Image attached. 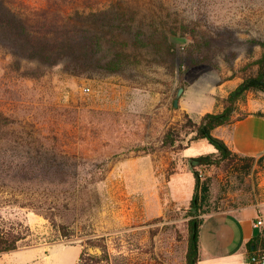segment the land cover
<instances>
[{
    "label": "rangeland",
    "instance_id": "obj_1",
    "mask_svg": "<svg viewBox=\"0 0 264 264\" xmlns=\"http://www.w3.org/2000/svg\"><path fill=\"white\" fill-rule=\"evenodd\" d=\"M13 1L26 10L46 5V0ZM112 5L135 12L137 23L156 19L194 33L168 34L173 62L121 38L118 50L135 57L122 73H73L15 56L0 44V166L22 163L29 149L55 147L81 172L80 190L66 194L74 203L66 213L68 237L33 208L19 206L46 207L45 199L53 197L47 179L34 180L33 191L26 189L24 196L15 192L17 183L0 179V222L29 228L25 243L30 244L18 251L33 249L26 252L36 254L38 262L32 264H73L79 247L101 257V248L89 247L91 241L110 254L108 263L100 264H183L188 218L179 203L188 190L184 173L193 176L185 150L195 141L184 147L190 138L188 119L199 122L182 109L183 100L192 93L195 102H204L215 92L221 101L220 85L242 82L241 68L260 52L248 41L264 39V0H73L69 11L89 13ZM207 40L212 58L187 64L185 58L195 57L194 50ZM174 126L186 140L165 147L162 139ZM255 160L248 176L238 177L223 166L199 172L212 180L223 204H253L264 222V156ZM129 248L136 252L126 256Z\"/></svg>",
    "mask_w": 264,
    "mask_h": 264
},
{
    "label": "trees",
    "instance_id": "obj_2",
    "mask_svg": "<svg viewBox=\"0 0 264 264\" xmlns=\"http://www.w3.org/2000/svg\"><path fill=\"white\" fill-rule=\"evenodd\" d=\"M72 2L73 0H46L45 6L26 10L17 7L13 0H0V44L15 56L50 67L61 65L63 69L73 73L96 70L122 73L133 64L135 57L132 59L130 53L118 50L119 46L124 45L121 38H129L135 48L148 49L157 55L164 53L167 61H171L175 53L168 34L176 35L180 32L184 36L194 33L193 30L188 31L185 25L178 27L175 23L169 24L156 19L148 24L143 21L137 23L136 13L121 5L105 9L96 7L89 13L79 8L69 11ZM145 26L148 27L146 30L143 29ZM248 42L258 45L260 54L241 68L242 82L221 100L222 111L206 113L198 123L188 119L191 130L187 136L190 135V138L184 148L193 141L206 140L216 152L188 160L195 185L187 208L185 264H197L199 260V227L203 216L221 210L223 205L222 194H214L212 180L203 178L199 170L205 172L212 166H223L224 170L236 173L238 177L248 176L257 158L233 153L223 140L212 135L213 129L247 116L248 113L241 112L240 107L246 103L248 93H264V39H252ZM211 44V40L200 44L194 50L197 52L196 56L193 57L191 53L184 61L193 66L207 62L212 58L209 50ZM205 47H209V51L206 52ZM170 66L173 67V63ZM1 117L0 114V119ZM184 140L186 139L181 138L180 129L174 126L165 133L162 145L173 147ZM29 150L22 163L13 167L0 166V179H10L17 183L18 189L15 192L18 191L23 196L26 189L29 194L33 191L34 180L47 179L53 197L52 201L45 199L46 207L34 209L30 203H20L19 206L33 208L36 214L52 222L61 236L68 237L66 213L70 210V205L74 207V203L70 204L73 199L66 194L80 190L76 181L81 177V172L75 168L76 163L70 161L71 157L61 149L53 147L51 150L38 152V149ZM26 184L30 185L29 188ZM56 219L60 223L56 224ZM28 231L29 228L22 223L7 226L0 222V254L30 244L29 241L25 243ZM89 247L101 248L102 256L91 255L84 248L75 264H100L101 261L108 263L110 254L105 246L91 241ZM258 248L264 249V231L249 245L250 253Z\"/></svg>",
    "mask_w": 264,
    "mask_h": 264
},
{
    "label": "crops",
    "instance_id": "obj_3",
    "mask_svg": "<svg viewBox=\"0 0 264 264\" xmlns=\"http://www.w3.org/2000/svg\"><path fill=\"white\" fill-rule=\"evenodd\" d=\"M240 82V79H231L221 84L219 98L224 99L240 85ZM216 95L215 92H210L206 101L195 102L192 93H188L187 98L183 100L182 109L200 121L206 113L222 111L223 103L217 99ZM241 108L248 113L246 117L213 129L212 135L223 140L233 153L251 157L264 156V97H254L248 93L247 101ZM214 152L216 149L206 140H198L185 150V156L195 158ZM184 176L188 180V190L182 201L180 200L179 206L187 209L193 196L195 180L191 173H184ZM228 203L226 201L221 210L203 216L199 227L197 264H250L249 245L262 234L264 222L261 226L256 225L260 217L255 205L240 206L228 205ZM29 250L2 253L0 264L38 262L35 252L32 255L26 253ZM81 251L79 247V253L73 264L77 262ZM135 252V249L129 248L126 250V256ZM185 253L186 245L182 250L183 264H185Z\"/></svg>",
    "mask_w": 264,
    "mask_h": 264
},
{
    "label": "built area",
    "instance_id": "obj_4",
    "mask_svg": "<svg viewBox=\"0 0 264 264\" xmlns=\"http://www.w3.org/2000/svg\"><path fill=\"white\" fill-rule=\"evenodd\" d=\"M257 226L263 225L262 220H258L256 223ZM250 264H264V249L258 248L255 252H252L249 256Z\"/></svg>",
    "mask_w": 264,
    "mask_h": 264
},
{
    "label": "water",
    "instance_id": "obj_5",
    "mask_svg": "<svg viewBox=\"0 0 264 264\" xmlns=\"http://www.w3.org/2000/svg\"><path fill=\"white\" fill-rule=\"evenodd\" d=\"M252 247H253V245H252Z\"/></svg>",
    "mask_w": 264,
    "mask_h": 264
}]
</instances>
